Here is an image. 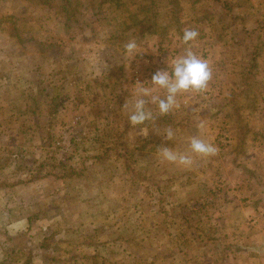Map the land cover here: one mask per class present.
<instances>
[{
    "label": "rangeland",
    "instance_id": "rangeland-1",
    "mask_svg": "<svg viewBox=\"0 0 264 264\" xmlns=\"http://www.w3.org/2000/svg\"><path fill=\"white\" fill-rule=\"evenodd\" d=\"M186 28L199 32L188 45ZM186 49L212 68L207 90L133 126L140 86L165 95L144 65L171 71ZM34 101L55 112L52 136ZM193 136L217 154L162 160L159 147L189 152ZM41 159L83 176L20 183ZM48 226L75 246L34 264H264V0H0V244L35 250Z\"/></svg>",
    "mask_w": 264,
    "mask_h": 264
},
{
    "label": "clouds",
    "instance_id": "clouds-1",
    "mask_svg": "<svg viewBox=\"0 0 264 264\" xmlns=\"http://www.w3.org/2000/svg\"><path fill=\"white\" fill-rule=\"evenodd\" d=\"M198 36L197 30L186 28L183 31L182 42L188 45L195 41ZM139 48L136 37L128 38L123 43V51L130 58L140 53ZM212 78L213 72L209 63L191 49H186L184 55L175 59L171 71L169 69L157 70L151 77V84L157 90H164V96L154 95L151 89L143 86L136 90L135 99L129 108V122L133 126H137L155 120L156 117L149 105H156L161 116L167 115L172 110L180 108L177 99L179 95L189 92H205ZM125 107L127 108L128 105ZM174 135L173 129L169 127L166 129L164 137L167 140H172ZM158 149L163 161L185 168L193 166L194 156L213 157L218 152L215 145L206 142L199 136L191 137L189 152H179L167 146H161Z\"/></svg>",
    "mask_w": 264,
    "mask_h": 264
},
{
    "label": "trees",
    "instance_id": "trees-1",
    "mask_svg": "<svg viewBox=\"0 0 264 264\" xmlns=\"http://www.w3.org/2000/svg\"><path fill=\"white\" fill-rule=\"evenodd\" d=\"M151 5L153 6L152 3H151ZM146 8H143L136 13L143 14V13H147V12L149 13L150 11H152L151 6H149L147 9ZM138 15L139 14H134V15L130 14V17L137 19L136 16H138ZM152 17H153V15H152ZM152 20H154V17H153V19H151L150 16H148V17L142 16V19L140 21H137V24H135V26L138 27L137 31L144 30V26L147 25V23H149ZM72 25H74V24H67V27L71 28ZM153 25L154 24H151V26L148 28H152ZM128 30H130V29H128ZM43 101H46V103L47 102L51 103L52 98L47 96V99H44ZM34 102L36 103V106L31 110V114H32V116L36 117V118H34V120L36 121L35 123H37L38 117L42 116L43 118L47 119V122H48L47 133L49 136H52L53 134L51 133V128H52V126H55V124L53 123L55 112L52 111V109H48V112L46 114L42 115L41 114L42 110L40 108H38V104L40 102H37V101H34ZM144 126L146 127V125H144ZM37 132H38V130H37ZM146 147H147L146 144H144L142 146V148H140V150L143 151ZM41 160H42V162L39 164V166L35 170V172H36V174H38V176L32 177L28 182H20V183L30 184L37 179L45 178V176L53 177L54 179H57V180H61L62 177L63 178H69V179H72L73 181H75L76 179L83 176L84 171L76 170L71 166H64L63 168H61L64 170V173L62 175H60L59 172L56 171V169H58V167H56V166L54 167L50 164H47L44 159H41ZM58 163L60 165H63L62 161H59ZM46 168H48L49 171H48V173L44 174L43 171ZM188 211L190 213L189 218L188 217L185 218L187 220V223H189L188 225H190L194 222L198 223V219L195 216H192L194 211H190V210H188ZM39 235H40V239L35 244V250L30 249V247L32 246V244H30V243H27L26 245H23V246H18V245H14V244L7 246V245L0 244V264H34L35 260H42V261L46 262V261L52 259V256H50V253L48 252L49 248H51L52 246H56L60 250L65 249L63 253L68 254V255H70L69 254L70 253V250H69L70 247L75 246V245H73L74 242L70 238L59 237L58 234L52 233V229L49 226L46 228L40 229ZM79 245L80 246L83 245L82 239L80 240ZM83 254H84V252H83ZM75 259H76V257L71 254L68 261L72 260L71 263L73 264V263H75L74 262Z\"/></svg>",
    "mask_w": 264,
    "mask_h": 264
},
{
    "label": "built area",
    "instance_id": "built-area-1",
    "mask_svg": "<svg viewBox=\"0 0 264 264\" xmlns=\"http://www.w3.org/2000/svg\"><path fill=\"white\" fill-rule=\"evenodd\" d=\"M149 65L150 64H148V62H147V64H145L144 66L148 69V73L149 74H154L157 70L155 68L150 69V66ZM136 74H138V72H135V75Z\"/></svg>",
    "mask_w": 264,
    "mask_h": 264
},
{
    "label": "crops",
    "instance_id": "crops-1",
    "mask_svg": "<svg viewBox=\"0 0 264 264\" xmlns=\"http://www.w3.org/2000/svg\"><path fill=\"white\" fill-rule=\"evenodd\" d=\"M233 126V125H232ZM232 132V131H231ZM238 136H239V134H238ZM244 139V138H243ZM43 229V228H42ZM31 232V231H30ZM27 233V232H26ZM40 261H42V260H40ZM43 262V261H42Z\"/></svg>",
    "mask_w": 264,
    "mask_h": 264
}]
</instances>
